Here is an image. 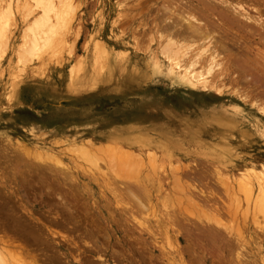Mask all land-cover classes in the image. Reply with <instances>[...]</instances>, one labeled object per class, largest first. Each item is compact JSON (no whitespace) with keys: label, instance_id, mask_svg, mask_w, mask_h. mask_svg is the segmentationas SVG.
I'll return each mask as SVG.
<instances>
[{"label":"rangeland","instance_id":"374dc122","mask_svg":"<svg viewBox=\"0 0 264 264\" xmlns=\"http://www.w3.org/2000/svg\"><path fill=\"white\" fill-rule=\"evenodd\" d=\"M25 2L24 0H0L1 18H6L8 9L12 11L11 16L7 17L9 45L4 50L5 52L0 51V192L5 194L1 196L0 193V207L10 198L9 203L13 201L11 204L14 207L21 206L30 212L32 217L23 215L29 220L31 219L36 227L42 228L44 233V228L51 229L50 231L55 234V242L61 245L60 248L56 246V249L61 254H65V256L59 257V260H62L60 264H85L88 262L93 264L95 259L98 264H161L157 261L158 259L152 257L153 254L157 256L159 250L170 254L178 252L179 255L176 256V259L177 263L181 264H189V262L198 264V258L202 259L199 264H237L238 261L240 262L239 258L244 261V264H264V214L253 211L254 200L247 202L241 192H235V194L230 191L226 192L221 186L220 180L221 178H230L235 181L233 176H236L242 168L264 161V116H259L256 111L257 108L264 106H261V103L255 104V100L251 98L246 99L247 104L243 105L237 101L232 102L238 98L233 96L235 93H231L235 86L229 83L226 84L229 88L221 86L220 89L226 94L220 97L213 92L193 89L183 82L173 81L166 74H155L153 72L154 59L166 62L159 52L160 48L157 47L156 39H154V32L151 31L155 17H157L155 13L160 9L161 4L151 3V8L147 9V7H138V0H73L77 7L74 21L77 33L70 49H66L64 61L60 65L49 64L47 67H43L41 60L35 61L36 58H33L31 63L24 65L23 70L19 71V66L15 64L16 49L21 44L23 29L32 18L29 17L26 20L24 18L26 14V7L23 9ZM36 14L37 12L34 14L35 17ZM251 14L255 15L253 12ZM231 36L232 34H230ZM236 36L239 35L236 34L232 37ZM240 37H242L241 42L238 39ZM240 37L235 38L237 43H228V50L232 47L230 51L234 54L227 51V55L229 53L231 56L239 57L238 53H240L239 55L245 54L242 51H246L244 48H248L250 42L246 43L248 39L243 34ZM227 38L230 39L229 35ZM243 39L245 43H242ZM100 43L106 50L108 63L102 72L92 70H96L95 53ZM225 55L223 56L225 57ZM242 57L244 56L242 55ZM260 64L262 65L260 67H264V63L260 62ZM72 65L77 66L73 67L72 73L78 72V84L75 87H68L66 81L70 75L69 68ZM245 82L243 81L235 87L241 96H245V93L251 91ZM228 103L241 106V109L244 110L243 114L238 116L232 114L231 110L226 107L230 105ZM146 136H148L149 145H152L157 151L162 170L159 171V176H154V183H149L152 188L148 186L154 200L148 204L149 207L146 206L145 212L143 210L134 213V217L131 219L127 211L134 206V201L132 200V203L131 199L122 198L117 193L119 186L121 191L124 189L123 185L118 183L121 178H113L114 174L106 172L102 160L98 161V166L104 169L103 172L106 174L103 178H99L98 174L94 173L96 169L92 165L86 164L78 155L74 154L72 145L88 140L100 145H112L116 144L118 140L117 143L120 145L135 148L132 145L144 146V143H139L142 141L138 140L146 139ZM131 138L132 140L128 144L127 140ZM17 141L18 143H16ZM22 148L25 150L27 148L28 152ZM141 148L146 150L147 147ZM141 148L139 149L142 150ZM53 156L63 163V168L61 166V169H58V164L49 159ZM39 157L41 158L39 159ZM42 158L47 166L56 164L54 169L60 171L63 169V173L72 174L71 176L75 178L69 179L72 183L70 182V184L69 180H66L72 186L71 192L69 185L66 190V185L64 188L61 184L60 187L59 184L57 186L53 183L55 180L53 178L56 176H53L52 173L43 171V169L38 171L34 168V166L41 165ZM178 165L190 166V169L195 168L194 170L197 172L201 171L211 183L210 185L208 182L209 190H206L202 196L211 195L208 197L211 200L214 198L213 201L216 203L219 202L217 205L223 207L222 210L230 208L233 216L224 214V221L221 219L224 226L218 228L222 229L230 247H234L235 250H231L234 252L229 251L231 253L228 254L220 247H211L212 245L207 243L205 235L202 232L200 234L196 232L195 226L189 225L187 220L185 221L188 219L201 226L203 222L207 224L205 218L210 214L206 213L207 211L198 202L191 201V204L187 198L186 200L181 196L180 187L174 181L176 172L173 171ZM145 175L146 173L143 172L137 174L136 178L138 176L139 180L134 176L133 179L130 178L131 180L124 179H129L126 182L133 183L134 181L133 184L137 187L138 183L142 186L141 183L146 182ZM35 176H43L44 179L41 181V178H37L39 181L37 179L32 181L35 180ZM60 177L61 175L57 176L61 181L64 175L63 178L60 179ZM159 177L162 178L161 188L156 187ZM131 182L130 184H132ZM190 182L191 184L189 181H184V186L197 191L198 184L194 181ZM47 185L51 186L47 187ZM46 189L49 193L46 192ZM50 193L54 194L51 196ZM63 193H66L62 197H65L67 205L63 210L66 211V208L71 206L69 209L74 208V210L72 209L73 213L70 210L65 213H68V216L69 212L76 215L73 217L78 220H72V215L69 216L72 219L68 218L61 210L63 203L59 201L58 196ZM230 194L231 196H229ZM254 194L257 195V192ZM67 195L75 197H72L75 199L73 204L80 203H78V209H75L77 204H72L73 207L70 205L72 199H67ZM80 196L83 197V200ZM158 196H162V198H158ZM176 196L179 198L177 199ZM234 197L237 199L235 200ZM67 203L70 205L69 207ZM82 203L86 204L83 207L88 213L83 209ZM58 205H60L61 211H59ZM79 208L83 209V215ZM97 208L102 217L97 212ZM199 208L201 209L199 210ZM196 209L198 210L196 211ZM201 210L203 213L200 212ZM124 211L127 213L125 214ZM174 211H181L183 216L177 222L178 224L168 226L166 236L160 232V225L166 223L167 213L170 214ZM194 211L199 212L196 214ZM55 212H58L59 215ZM78 212L79 216L81 213L80 218H78ZM62 213L65 217L67 216L69 224L65 222L66 219ZM60 214H62L61 219ZM84 214H89V217ZM202 214L203 216H201ZM195 217L197 218L195 219ZM87 218L89 219L87 220ZM77 221L81 224L80 228L84 227L83 229L76 226ZM75 222H77L76 225ZM63 224L65 226L67 224L68 227L64 228ZM140 224L144 226L142 227ZM208 225L210 224L208 223ZM89 226L99 229L97 231L91 228L90 230L95 232H90ZM74 227H78L77 231ZM86 227L89 228L85 230V234L83 230ZM145 227L151 228L152 232L143 230ZM156 227L158 228L156 229ZM88 236L89 239H87ZM62 237L66 239L64 240ZM176 238H179V243L174 242ZM151 247L155 248V253H152ZM110 249L112 250L110 251ZM112 251H117L115 253L121 257L119 258ZM114 254L117 256L114 257ZM98 255H101L102 259L97 258ZM179 256L181 261H178ZM117 257L118 259H116ZM95 262L94 264H96Z\"/></svg>","mask_w":264,"mask_h":264},{"label":"bare ground","instance_id":"6f19581e","mask_svg":"<svg viewBox=\"0 0 264 264\" xmlns=\"http://www.w3.org/2000/svg\"><path fill=\"white\" fill-rule=\"evenodd\" d=\"M24 2H25V0H24ZM138 2H139L138 7H147V9L151 8V3L157 4V5L161 4L160 9H158L157 13H155V14H157L156 15L157 17H155L154 25H152L153 28L151 31L154 32L153 36H155L154 39H156V43L158 45L157 47L160 48L159 52H160L161 56L163 57V60H165L166 62L154 59L153 72L155 74H158V75L166 74L173 81L183 82V83L189 85L193 89H201L204 92H213L220 97H222L224 94H226L223 92L222 89H220L221 86H223L225 88H229L226 85L227 83H229V84L236 87L239 85V83L246 81L245 83L251 89V91H249V93H245V96H241L237 93L238 89L236 90L234 87L233 88L234 90L231 93L232 94L235 93L233 96H236L238 98V100H240L241 102L238 101L236 98H235L236 100H232V102L237 101L239 103H242V105H243V104H247L246 99L251 98L252 100H255V104L261 103V106H264V67H260V66H262L260 64V62L264 63V13H262V11H264V0H234V1H230V0H138ZM24 4L25 5H24L23 9L26 7L25 8L26 14L24 17L25 20L28 19L29 17H32V18L30 19L29 24L26 25V27L23 29L22 34H21V44L18 46L19 48L16 49L17 51L15 54L16 55L15 64L19 66L18 67L19 71H20V69L23 70L22 67L24 65L28 64L33 58H36L35 61L38 59L41 60L43 67L44 66L47 67L49 64H53L54 66L60 65L64 61V56L66 55V52H67L66 49H70L71 44L74 41V36L76 37V33H77V28L74 24V21L76 19V14H77V7L75 6V3L73 2V0H27ZM260 7H262V8H260ZM35 12H37L36 17L34 16ZM252 12L255 15H252L251 14ZM11 14H12V11L10 9H8V11L6 13V18L0 17V51L1 52H3L9 45V40L7 37V32L9 30L7 17L11 16ZM149 33H150V31H149ZM230 34H232V36H235L236 34L239 35V36H236L235 38L240 37L242 34L244 35V37H247L248 40L246 43L249 44V42H250V45H248V48H244L245 45L243 44L244 45L243 48L246 51H242L245 54H242V53L241 54L244 57H242V55H239L240 53H238V54L236 53L239 57H236L235 55L231 56L229 53L227 55L226 52L229 51L231 53L230 50L232 48L231 47V48H229L230 50H228V43L229 42H230V44L231 43H233V44L237 43L236 42L237 40L232 36L230 37ZM227 35H229L230 39L227 38ZM150 36H152V34ZM238 39L240 40V42L242 41V37H240ZM244 39H243L242 43H245ZM149 41H152V40H149ZM238 44H235V45L238 46ZM98 46H99L98 50H97L98 52L96 51V53H95V66L96 67L95 66L94 67L96 68V70H94V69H92V70L102 72L106 69L108 63H107V57H106V50L104 49L103 44L100 43V45H98ZM136 48H137V46H136ZM240 49H241V47H240ZM222 54L223 55L226 54L228 59L226 58V55L224 57ZM163 63H166V64H163ZM74 66L77 67L76 65H72L69 68V74L70 75L66 81L68 87L69 86L75 87V85L78 84V82H77L78 72L72 73ZM80 67H82V66H80ZM92 70H91V74H92ZM101 81H103V80L101 79ZM248 87H247V89H248ZM228 94H229V92H228ZM228 104H230V103H228ZM257 106L259 107L258 104H257ZM226 107H228L231 110V113L235 114L236 116H238L239 114L241 115L244 112V110L241 109V106L230 104ZM256 111L258 112L259 116L260 115L264 116V107L263 108L259 107V109L257 108ZM220 120H221V118H220ZM220 124H221V121H220ZM145 138L146 139H142V140H138V141H142L139 143H144V146L147 147L146 150H144V148H141L144 146L140 147L137 144L132 145L135 148L120 145L119 143H117L118 140H117L116 144L114 143L112 145L111 144L100 145V144H97L91 140H88L86 142L76 143V144L72 145L73 146L72 151H74V154L78 155V157L80 159H82L83 161H85L86 164L88 163V164L92 165V167H94L96 169V170H94V169H92V170H94V173L96 172L95 174H98L97 176H99V178H103L106 174L103 172L104 169H102L101 167L98 166L99 160L103 161V163H104L103 168H105L106 172L109 171L112 174H114L113 178H115V177H117V179H119V177L121 178L118 183H119V185H123L124 189H123V191H121L120 186H119L117 193H119V195H121L120 197H122V198L125 197V199L129 198V199H131V201L132 200L134 201V206L131 209H128V211H127L129 216L131 217V219L134 217L133 216L134 213L142 212L143 210L145 212L146 206L148 204H150L151 201L154 200V197L151 193V190L148 189V186L150 185L149 183H154V181H155L154 176L157 177V175L159 174V171L162 170V164H159L157 151H155L156 149L152 145H149L150 143L148 142L149 141L148 136H146ZM131 140H132V138L127 140V143L130 144ZM73 142H75V141H73ZM16 143H18V141ZM139 148H141L142 150H140ZM23 150H25V148ZM37 150H39V149H37ZM25 151L28 152V149L26 148ZM67 152H69V150ZM14 158H16V157L14 156ZM40 158L41 157H39V159ZM49 159L53 160L56 164H58V167H57L58 169H61V166H62V168L64 167L63 163L60 162L58 159H55L54 156H53V158H49ZM42 161L44 162L43 158H42L41 162L37 161V162H40L41 165L34 166V168H36V170H38V171L43 169V171H47V172L52 173L53 176H56L55 178H53V179H55V180H53L54 181L53 183H55L56 185L61 184L64 188L66 185L67 186L66 190H67L68 185H69L71 190L70 189H68V190H70V192H71L72 186L70 184L72 182L69 179L74 178L71 176L72 174L67 175V173L66 174L63 173L64 172L63 169L61 171L54 169L57 166L55 163L54 164L56 166L52 165L53 166L52 167L50 165L47 166L45 164V162H44V164H45L44 165ZM45 161H47V160H45ZM42 164H43V166H42ZM32 168H33V166H32ZM32 168H30V169H32ZM194 169H190V166H186V165L176 166L175 169H173V171L176 172V178H174L175 179L174 181H176L177 182L176 184H178V187H180V192H182L181 196L183 198H185V199L187 198L188 202H190V203H191V201L198 202L203 207V209H205L207 211L206 213L210 214V216L208 217L206 215L207 217L206 216H205L206 218L204 217L207 224H205V222H203L201 224V226L194 224L193 223L194 221L190 222V220H188V219H185V221L187 220L189 225H194L196 228L195 231L199 232V234H200V232H202L205 235L204 237H206L205 239L208 240V241L206 240L207 243L212 245L211 247H215V246L220 247L224 250L225 253L228 252V254L231 252H234V251H231V250H235L234 247L233 246L230 247V245L228 243L229 241H227V239L224 237V234L221 231L222 229L220 230L218 228L219 226H221V227L224 226V224L222 223V220L224 219V216L226 214L232 215L230 208L222 210L223 207H219V205H217L219 202L216 203L215 201H213L214 198L211 200L208 197V196L211 197V195L202 196V195H204L206 190H209V183L210 182L208 181L209 179L208 180L206 179L208 177H204V174H202L201 171L197 172V170H194ZM163 171H162V173H163ZM141 172L146 173V175L144 177L146 182H144V184L141 183L142 186L138 182H137L138 183L137 187L133 184L134 181H133V183L130 181L132 184H130V182H126V180L129 181L130 178L133 179L135 177V179H137L138 176L136 178V175L137 174L139 175V173L141 174ZM174 172H173V174H174ZM59 175H61L62 178L64 175L63 179H61V177H60L61 181L58 180V178H57V176H59ZM216 175H217V173H216ZM42 177H36L35 180H32V181H36L37 178L38 179L41 178L40 180L42 181V179H44ZM124 178H129V179H124ZM233 178L235 179V181L233 179H230V178H226V179L221 178L220 179L221 180V186L225 189V191L226 192L230 191L231 193H234V194H235V192H241V194L244 196V198L246 199L247 202H251L254 200L253 204H252L254 206L253 211H258L259 213L261 212L264 214V161L262 163L250 164L248 166H245L244 168H242L240 170L239 173L236 174V176H233ZM66 180L67 181L69 180L68 182L69 183L71 182V183L68 184ZM138 180H139V178H138ZM47 181L49 182V180H47ZM157 181H158V184L156 187L161 188L162 178L159 177ZM184 181L185 182L189 181L190 184H191L190 181H194L195 183L198 184V188H197L198 190L194 191V190L189 189V187L187 189V187L184 186L185 185ZM45 183H47V182H45ZM147 183H148V185H147ZM192 184H194V183H192ZM59 185H57V186H59ZM61 185H60V187H61ZM210 185H211V183H210ZM50 186L47 185V187H50ZM214 186H212V187H214ZM149 187L152 188L151 186H149ZM156 187H154V188H156ZM47 189H49V188H47ZM47 189H46V192L49 193ZM73 189H75V188H73ZM193 189H195V188L193 187ZM51 190H53V189H51ZM51 190H50V192H51ZM59 191H60V189H59ZM156 191H158V190L156 189ZM46 192H45V195L47 194ZM108 192H109V190H108ZM255 192H257V195L254 194ZM178 193H179V190H178ZM1 194H2L1 196L5 195L3 193H1ZM52 194H54V193H52ZM52 194H51V196H52ZM64 194H66V193H63V195H59V196L62 197V196H64ZM53 196H55V195H53ZM59 196H58L59 201L60 202L62 201L61 203H63V205L61 204L62 208L60 207V205H58L59 211H61V210H63V208L67 207V205H66V200L64 199L65 197L61 198ZM229 196H231V194ZM67 197H68L67 199H72V201L70 200V202H71L70 205H72L74 203L73 200H75L73 198H75V197L70 196V195L69 196L67 195ZM69 197H71V198H69ZM76 197H77V195H76ZM80 197H82V196H80ZM80 197H78L79 198L78 200H80ZM120 197H118V198H120ZM16 198H18V197H16ZM158 198H162V196H160V197L158 196ZM178 198L179 197H177V199ZM221 198H223V197H221ZM232 198H233V196H232ZM81 199L83 200V197ZM164 199H165V197H164ZM229 199H231V198H229ZM236 199H237V197L235 198V200ZM9 200H10V198H9ZM9 200L5 201L6 203L4 202L2 207H0V214H1V217H0V264H60L62 262V260L60 261L59 257L65 256V254H61L56 249V246H59V248H60L61 245H59L58 242H55V238H54L55 234L52 231H50L51 229L48 230V228H44L45 229V233H44V230H41L42 228L36 227L34 225V223L32 222V220L31 219H30L31 221L29 220L28 217H32V215L30 214L29 211L26 210V208H24V207L21 208V206L14 207L13 204H11L13 201L9 203ZM11 200H13V199H11ZM82 200H81V202H83ZM170 200H171V198H170ZM180 200H182V199H180ZM133 201H132V203H133ZM234 201H233V203H234ZM178 202H180V201H178ZM0 203H1V201H0ZM68 203H69V201H68ZM75 203L77 205L76 204H73V205H76L77 207L75 209H78V203L79 202H75ZM163 203H164V201H163ZM51 204H52V202H51ZM105 204H106V202H105ZM185 204H186V202H185ZM238 204H239V202H238ZM70 205L68 204V207ZM73 205H72V207H73ZM81 205H82V207L83 206L85 207L86 204L83 205V203H82ZM92 206H93V204H92ZM240 206H241V202H240ZM84 207H83V209L85 210ZM148 207H149V205H148ZM169 207H170V204H169ZM188 207H191V206H188ZM232 207L233 206H231V208ZM60 208H61V210H60ZM69 208H71V206ZM69 208H66V211L64 209L63 213L68 212L70 210ZM201 208H199V210ZM72 209L74 210V208H72ZM72 209L70 210L71 212H72ZM79 209H81V208H79ZM83 209L80 210V212L82 211V215L84 212ZM183 209H185V207ZM192 209H193V207H192ZM239 209H240V207H239ZM239 209H237V210H239ZM197 210L198 209H196V211ZM248 210H249V208H248ZM177 211H178V209H177ZM196 211H194V213ZM89 212H91V211H89ZM97 212H98V208H97ZM127 212H125V214ZM198 212H196V214ZM200 212H202V210ZM55 213L57 214L58 212H55ZM86 213H88V212L86 211ZM98 213L100 215V212H98ZM246 213H248V212H246ZM23 214H25L28 217H26ZM56 214H55V216H56ZM62 214H60V219H61ZM65 214L67 215L68 213H65ZM69 214L72 215L70 212H69ZM192 214H190V215H192ZM57 215H59V213ZM86 215L88 216L89 214H86ZM90 215H93V214L90 213ZM144 215H145V213H144ZM255 215H257V214H255ZM62 216H64V218L66 219V221L65 220L64 221L67 223L68 220L66 217L68 215L65 217V215L63 214ZM69 216H68V218H71ZM73 216H76V215H72V217ZM78 216H79V212H78ZM182 216H183V213L181 211H179V212L174 211L172 213L170 212V214L167 213V218L165 219L166 223L164 225L159 224L160 225V232H163L167 236L168 226L171 224H178L177 222L180 221ZM194 216H197V215H194ZM201 216H203V214ZM252 216H253V214H252ZM80 217H81V213H80V216L78 218H80ZM100 217H102V216L100 215ZM246 217H247V215H246ZM74 218L75 217H73V219L72 218L71 219L75 220ZM92 218H94V217H92ZM112 218H110V219H112ZM196 218L197 217H195V219ZM71 219H69V221H72ZM88 219L89 218H87V220ZM62 220H63V218H62ZM76 220H78V219H76ZM91 220H94V219H91ZM113 220H115V219H113ZM228 220H230V219H228ZM85 221H86V219H85ZM253 221H255V220H253ZM77 222H75V225L77 223L76 226H79V225L81 226V224H79L80 222L79 221H77ZM70 223L72 224L73 222H70ZM93 223H94V221H93ZM208 223L210 225H208ZM67 224H69V223H67ZM67 224H66V226H67ZM75 225L73 224V226H75ZM140 225L142 227L144 226L143 224H140ZM60 226H62V225H60ZM66 226L64 225L63 227L65 228ZM80 226H79V228H80ZM86 226H88V225H86ZM94 226H96V224ZM89 227H86V229H84L83 232L85 230H87V228H89ZM158 227H156V229ZM83 228H80V229H83ZM91 228L92 227L89 228L90 232L93 231V230H90ZM97 228H98V226H97ZM71 229H72V227H71ZM74 229H76V231H77L78 227H76V228L74 227ZM98 229H95V230L98 231ZM143 230H145L146 232H150L151 228L145 227V229H143ZM93 232H95V231H93ZM141 232H143V231L141 230ZM63 233H65V232H63ZM84 233L86 234V231ZM201 236H203V235H201ZM62 238H64V237H62ZM65 239L66 238H64V240ZM87 239H89V236ZM179 241H180L179 238L178 239L176 238L174 240V242H176V243L177 242L179 243ZM59 242L61 243V241H59ZM259 243H258V245H260ZM169 246H171V245H169ZM158 247H160V246H158ZM77 249H78V247H77ZM151 249H152V253H155L154 252L155 248L151 247ZM175 249H176V247H175ZM217 249H219V248H217ZM222 249H220V250H222ZM111 250L112 249H110V251ZM229 251H231V252H229ZM249 251H250V249H249ZM115 252H117V251H114L113 253H115ZM162 252H163V250H162ZM162 252L159 250L157 253L158 255L156 256L153 254L152 257H154L155 259H158L157 261L161 264H181V263H177L176 256L178 257V255H179L178 252L177 253L175 252L176 254H170L169 252H166V253L165 252L162 253ZM113 253H112V255H113ZM140 253H142V252H140ZM115 254L118 255V253H115ZM115 254H114V257L117 256ZM148 255H150V254H148ZM103 256H104V254H103ZM120 257L121 256H119V258ZM97 258L102 259L101 255L100 256L98 255ZM122 258H123V256H122ZM228 258H229V256H228ZM75 259L77 260L78 258H75ZM89 259H90V257H89ZM116 259H118V257ZM198 259H199V261H202V259H200V258H198ZM239 259H240V262L238 261L237 264H244V261H241V258H239ZM95 260L93 261V264H94ZM89 261H91V260H89ZM178 261H181L180 256L178 258ZM199 261H197L198 264H199ZM95 263L98 264L97 262H95ZM85 264H90V262L85 263ZM189 264H191V263L189 262Z\"/></svg>","mask_w":264,"mask_h":264}]
</instances>
